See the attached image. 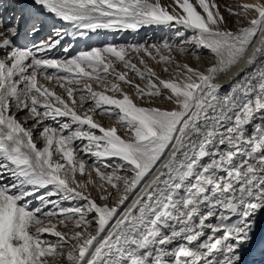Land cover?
<instances>
[{
	"label": "snow or ice",
	"instance_id": "6c2138e0",
	"mask_svg": "<svg viewBox=\"0 0 264 264\" xmlns=\"http://www.w3.org/2000/svg\"><path fill=\"white\" fill-rule=\"evenodd\" d=\"M51 257L264 264V0H0V264Z\"/></svg>",
	"mask_w": 264,
	"mask_h": 264
},
{
	"label": "bare ground",
	"instance_id": "6f19581e",
	"mask_svg": "<svg viewBox=\"0 0 264 264\" xmlns=\"http://www.w3.org/2000/svg\"><path fill=\"white\" fill-rule=\"evenodd\" d=\"M162 2H163V3H168L169 0H162ZM219 2H220V1H219ZM221 2H222V1H221ZM250 2H252V0H251ZM222 3H223V2H222ZM232 27H235V25H232ZM163 35H164V33H161V32H159V31L145 30V31H142L138 37H132V36H130V35H125L124 39L127 40V38L130 37V39H141V40H142V39H149L150 41H158V40H160V39L163 37ZM176 58H177L178 61H184V62H187V63H191V64L194 65V66L197 64V61H196L193 57H191V56L180 57L178 54H176ZM146 60H147V59H146ZM146 62H147V61H146ZM210 62H211V61L209 60V58L206 57V56H204V57L201 58L200 65H201L202 67H204V66H207ZM137 64H138V62H137ZM148 65H149L150 67H152L153 70L156 71L157 74L161 76V78H168V73L163 72V65L158 64V63H156L155 61H152L151 59H150V61L148 62ZM140 67H142V66H140ZM117 68H118V70H120L121 67H117ZM235 70H236V69L234 68L232 71L234 72ZM120 71H122V70H120ZM123 71H125V70H123ZM131 75H132V74L129 73V74H128V78H129V79H133L135 83H138L137 81H135V79H134ZM229 75H231V73H229ZM38 79H40V83L45 84V86H48V87L54 88L58 93H62V92H63V89H60L59 86L55 85L54 82H47V81H44L42 78H38ZM226 79H227V78L225 77V78H223V79L218 80L217 82L223 84V83L226 82ZM145 83H146V82H145ZM145 83H144V84H145ZM139 84H140V83H139ZM144 84L142 83L141 86H144ZM121 87L124 88L125 91H128L130 94H132L133 91H134L133 89L128 88L127 86H125V85H123V84L121 85ZM94 90H101V89L95 88V86H94ZM90 106H91V105H90V102L86 103L85 106H84V109H82V111H83V110H86V109H87L88 107H90ZM168 106H169V105H168ZM94 119L100 121L104 126H111L112 124L115 123L114 120H110V119H108L107 117H105V116H100V115H98V114H94ZM117 127H118V132H119V126H117ZM94 176H95V174L93 173V178H94ZM59 230H60V229H59Z\"/></svg>",
	"mask_w": 264,
	"mask_h": 264
},
{
	"label": "rangeland",
	"instance_id": "374dc122",
	"mask_svg": "<svg viewBox=\"0 0 264 264\" xmlns=\"http://www.w3.org/2000/svg\"><path fill=\"white\" fill-rule=\"evenodd\" d=\"M220 1V3H222V2H224V0H219ZM222 1V2H221ZM251 0H247V2H250ZM128 39H130V37H128L127 38V40ZM166 54V53H165ZM147 59V58H146ZM147 61V63L150 61V59H147L146 60ZM138 61L133 57V63H137ZM181 63H184V61H180ZM138 66H141V65H139L138 64ZM208 66V65H207ZM117 67H121L120 68V70H125V69H123V67H122V65H117ZM204 67H206V66H204ZM132 74L131 76L135 79V81H137L138 83H140V84H144L145 83V81H141L138 77H135V75H134V73H132L131 71H128V74ZM165 106L167 107L168 105H166L165 104ZM94 178H95V176H94ZM77 179H81V177L78 175L77 176ZM54 223L56 222L55 220L53 221ZM61 230V231H63V229L62 228H59L58 227V230ZM49 260H50V264H66V261L63 259V258H56V257H51V258H49Z\"/></svg>",
	"mask_w": 264,
	"mask_h": 264
}]
</instances>
